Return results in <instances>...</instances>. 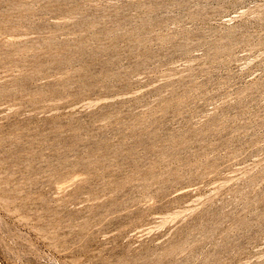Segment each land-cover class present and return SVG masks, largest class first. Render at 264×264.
Listing matches in <instances>:
<instances>
[{
	"label": "rangeland",
	"instance_id": "374dc122",
	"mask_svg": "<svg viewBox=\"0 0 264 264\" xmlns=\"http://www.w3.org/2000/svg\"><path fill=\"white\" fill-rule=\"evenodd\" d=\"M0 264H264V0H0Z\"/></svg>",
	"mask_w": 264,
	"mask_h": 264
}]
</instances>
